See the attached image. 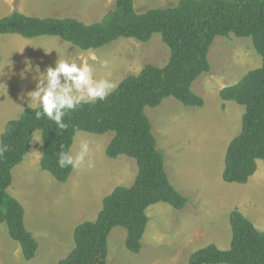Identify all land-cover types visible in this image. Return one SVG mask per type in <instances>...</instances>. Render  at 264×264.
I'll use <instances>...</instances> for the list:
<instances>
[{
	"label": "rangeland",
	"instance_id": "rangeland-1",
	"mask_svg": "<svg viewBox=\"0 0 264 264\" xmlns=\"http://www.w3.org/2000/svg\"><path fill=\"white\" fill-rule=\"evenodd\" d=\"M116 1L0 0V20L19 12L39 18L71 17L90 25L102 21ZM134 3L137 12L144 13L175 7L179 0ZM59 57L93 65L96 79H108L118 87L147 65L165 67L170 50L160 35H154L148 43L122 38L90 51L55 37L0 36V138L8 122L32 110L19 97L35 89V72L22 80V70L31 64L44 71L54 66ZM208 60L210 73L192 85L193 92L204 100V107H186L167 98L159 107L145 109L157 148L164 155L169 180L188 204L181 211L164 203L147 209L149 223L139 254L126 250L127 231L115 228L108 239L107 264H188L195 252L210 245L227 251L232 242L230 214L235 210L264 232V161L257 162L258 170L246 185L223 180L227 148L242 131L245 107L225 102L220 96L226 87L261 68L262 58L250 38L230 35L215 39ZM103 61H107L106 68L100 66ZM113 137L112 132L78 133L70 150L74 154L80 142L87 140L88 159L94 166L73 170L66 183H59L41 170V132L34 134L30 152L12 171L8 192L23 206L25 227L39 248L35 257L27 261L20 245L10 238L6 224H1L0 264H59L75 248V229L94 222L103 200L116 188L134 184L138 175L136 161L127 156L112 159L106 154Z\"/></svg>",
	"mask_w": 264,
	"mask_h": 264
},
{
	"label": "trees",
	"instance_id": "trees-1",
	"mask_svg": "<svg viewBox=\"0 0 264 264\" xmlns=\"http://www.w3.org/2000/svg\"><path fill=\"white\" fill-rule=\"evenodd\" d=\"M3 35L55 37L83 51L98 50L122 38L148 43L160 35L170 50L165 67L147 65L139 75L124 79L106 100L83 103L65 116L67 130H58L46 118L37 120L34 110H25L18 120L6 124L0 138V147L7 146L0 156V225L6 224L27 261L35 257L39 245L25 227L23 206L8 190L12 171L30 152L36 132L42 138L41 170L59 183H66L73 172L59 166L60 146L70 150L80 132L114 133L107 156H127L138 165L134 184L116 188L103 200L97 219L75 229V248L59 264H107L108 239L118 227L127 231L126 250L139 254L149 223L147 209L160 203L179 211L186 207L188 200L169 180L145 109L157 108L167 98L186 107H204L192 85L210 73L208 56L217 37L250 38L262 58L261 68L220 93L223 101L245 107L242 131L227 148L223 180L246 185L258 170L257 162L264 161V0H179L175 7L144 13L137 12L134 0H117L102 21L90 25L71 17L39 18L14 12L0 20ZM230 225L229 250L210 245L195 252L188 264H264V232L238 210L230 214Z\"/></svg>",
	"mask_w": 264,
	"mask_h": 264
},
{
	"label": "clouds",
	"instance_id": "clouds-1",
	"mask_svg": "<svg viewBox=\"0 0 264 264\" xmlns=\"http://www.w3.org/2000/svg\"><path fill=\"white\" fill-rule=\"evenodd\" d=\"M100 66L106 68L107 61L101 62ZM32 72H35L32 78L35 89L22 93L19 99L26 101L27 107L35 111L37 120L46 118L61 131L67 130L69 126L64 120L65 116L77 111L83 103L95 104L98 100H106L117 87L108 79H96L93 65L77 63L72 59L59 57L54 66H48L44 71L39 66L33 68L27 64L20 74L21 79H28ZM60 147L62 150L59 152L58 164L61 168L76 170L94 166L88 159L90 146L87 140L80 142L79 150L74 154L71 150L64 151L63 145ZM5 151L6 145L0 147V156Z\"/></svg>",
	"mask_w": 264,
	"mask_h": 264
},
{
	"label": "crops",
	"instance_id": "crops-1",
	"mask_svg": "<svg viewBox=\"0 0 264 264\" xmlns=\"http://www.w3.org/2000/svg\"><path fill=\"white\" fill-rule=\"evenodd\" d=\"M244 115V114H243ZM42 156L40 157V160H41ZM32 161V160H31Z\"/></svg>",
	"mask_w": 264,
	"mask_h": 264
}]
</instances>
